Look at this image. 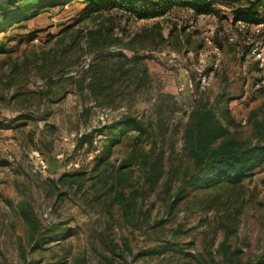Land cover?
I'll return each instance as SVG.
<instances>
[{
  "label": "rangeland",
  "instance_id": "374dc122",
  "mask_svg": "<svg viewBox=\"0 0 264 264\" xmlns=\"http://www.w3.org/2000/svg\"><path fill=\"white\" fill-rule=\"evenodd\" d=\"M212 1L209 15L173 8L158 20L119 19V29H126L123 43L136 37L134 52L124 50L122 44L89 54L82 35L94 27L78 24L82 4L54 9L29 21L28 30L36 33L32 42L12 41L13 46L22 45L11 54L20 65L13 75L12 91H34L44 85L48 67H62L53 78L50 100L39 109L31 97L10 101L13 94L5 91L6 80H2L10 60L0 55V95L4 100L0 102V264L210 263L211 257L220 260L223 225L235 218V235L229 243L242 250L244 259L264 254V165L235 191L193 190V185L186 184V195L182 194L173 209L171 206L191 170L182 153V129L193 101L199 96L213 101L221 92L230 93L232 117L238 123L247 122L241 126L245 137H249L251 121L259 117L264 103V94L253 90L261 71L249 55H243L245 51L234 50L226 42L227 37L235 41L245 37L232 25L234 6L224 0ZM67 28V33L60 34ZM253 32L247 35L249 40L261 38L255 33L252 36ZM48 35L55 37L52 42H46ZM218 40L223 45L221 64L212 71ZM31 47L36 55L30 53ZM23 52L29 56L27 61ZM199 52L206 55L211 78L204 94L197 92L194 82L189 85L192 76L185 73L197 62ZM172 53L177 55L175 62L170 61ZM104 59L110 65L103 70L105 78L111 79L103 81L109 90L94 96L80 75ZM125 116L140 121L148 135L143 150L153 154L149 167L140 169L133 163L128 168L130 184L138 186L140 193L136 207L130 209L135 224L123 219L114 190L109 191L113 170L108 179L95 173L97 159L89 146L73 157L85 163L82 171L86 178L74 184L59 182L63 176L76 174L66 167L74 154L71 136L93 134L100 146L105 138L99 131ZM16 119L19 128L12 124ZM47 125L55 134L46 130ZM132 147V136L115 147L111 158L115 168ZM37 155L48 162L46 173L39 171ZM157 176L153 188L144 183V179ZM57 183L60 190L55 189ZM129 193L126 190V197ZM20 204L31 213L34 230L17 210ZM173 243L184 247L183 252H153L169 249Z\"/></svg>",
  "mask_w": 264,
  "mask_h": 264
},
{
  "label": "trees",
  "instance_id": "16d2710c",
  "mask_svg": "<svg viewBox=\"0 0 264 264\" xmlns=\"http://www.w3.org/2000/svg\"><path fill=\"white\" fill-rule=\"evenodd\" d=\"M224 1L234 6L233 27H236L238 22L246 26L245 29L240 31L242 35H245L243 39L230 42V37H227L226 42L234 50L241 51L242 49V51H245L243 55L247 56L251 47L247 43V40H249L247 35L252 34L253 28L257 25L264 24V0ZM212 2V0H0V55H6L10 60L7 73L2 75L3 78L1 77L2 80H6L5 91H11L13 95L10 97V101L13 102H17L21 96L31 97L37 102L38 109L50 100L53 78L62 72V70H58L62 67L57 69L54 64L46 69V74L43 76V86H38L34 91L23 94L19 90L12 91V88L15 87L13 75L18 73L20 65L11 57V54L18 52L22 47L21 43L13 46L12 41L22 40L30 44L36 33L28 30L27 23L41 14L51 13L54 9L62 10L74 4H82L84 9L78 24L83 22L90 25V27H94L88 29L82 35L87 42L88 53L94 54L99 49L124 44L123 34H126V29H119V26H121L118 22L119 19L127 22L158 20L165 17L173 8H187L198 15H209L212 11ZM105 22H108V25L105 26ZM117 29H119V33H116ZM69 30L68 28L61 30L60 34L67 33ZM252 36H255L254 32ZM54 38L53 35H48L45 40L49 43ZM135 43L136 37H133L123 45V49L134 52ZM216 45L221 49L223 48L220 40L216 42ZM30 53L36 55L34 47H31ZM22 56L24 61L29 58L26 52H23ZM123 58L126 62H130L127 57L123 56ZM109 66V62L104 59L81 72V81L86 83L92 95L96 96L107 92L108 87L104 86L103 81L111 79L105 78L106 73L103 70H106ZM3 101L2 95H0V102ZM231 102V94L226 91L217 95L213 102L204 96H199L193 101L182 129V153L188 160L191 170L183 178L174 200L172 199V209L180 198H183L182 194L186 190V184L193 185V190L235 191L242 186L247 178L264 165V103L260 108L259 117L251 121L249 137H245L241 129V123H238L231 115L229 107ZM27 118L29 117L23 119ZM19 119L12 122L16 128H19L16 124ZM46 130L51 135L56 132L54 128L48 125ZM99 132L105 139L100 142V152L95 156L97 165L94 171L98 174V177L106 175L108 179L110 172L113 170V181L108 183L109 191L114 190V201L118 204L123 219L127 223L135 224L136 216L134 213H130V209L136 207L140 193L138 186L130 184L129 177L132 173L128 171V168L133 163L137 164L140 169L150 166L153 154L143 150L148 135L140 121L132 116L122 117L111 125L104 126ZM129 136H132L133 139V150L115 168V165L111 162L115 147L123 143L124 139ZM94 139L93 134L85 135L79 139L78 145L80 148L85 145L89 146L92 150ZM50 146L51 144L47 147ZM137 154L141 155V158ZM82 170L77 171L75 175L63 176L59 182L74 184L81 181L86 178V173ZM159 178L160 176L155 177L153 180L144 179V183H148L153 188ZM55 189H61L58 183L55 184ZM126 190H130L127 197ZM185 195L186 193L183 194V196ZM143 196L145 197L146 193ZM17 210L24 221L30 224L31 230H34L29 210H26L22 204L17 205ZM240 211V208L237 209V213H240ZM236 220L237 218L233 222L223 225V240L218 250L220 260L216 261L211 257L210 263L200 260V264H264V254L244 259L242 250L229 243L235 235ZM262 225L264 228V215ZM189 247L190 245L185 246V248ZM183 249L184 247H178L173 243L169 249L158 248L153 252L162 255L166 252H177L176 250L182 253ZM75 264L84 263L76 261Z\"/></svg>",
  "mask_w": 264,
  "mask_h": 264
},
{
  "label": "built area",
  "instance_id": "2783aa9c",
  "mask_svg": "<svg viewBox=\"0 0 264 264\" xmlns=\"http://www.w3.org/2000/svg\"><path fill=\"white\" fill-rule=\"evenodd\" d=\"M236 27L239 30L245 29V25L241 22H238ZM254 33L256 35H260L261 38H255L254 40L250 41V53L249 56L251 57V61H253L259 70L261 71V76L258 77V79L255 81L253 85V90L256 92H261L264 94V24H259L256 27H254ZM230 42H234L235 39L233 37L229 38ZM214 57L211 60L210 68L212 71H217L220 68L221 64V48L219 46H214L213 48ZM177 59V55L175 53H172L170 55V61L175 62ZM206 62L207 58L206 55L203 52L198 53L197 62L192 65L191 67L187 68L185 70L186 74L191 73L192 78L189 79V85H192L193 82L196 85V90L199 94L205 93L210 85V75L208 74V71L206 70ZM179 91H183V87L179 88ZM247 122L245 120L242 121L241 125H246ZM83 134H74L71 136L72 140V152L74 153L72 156V159H70L67 162V169L72 170L74 172H77L84 168L85 163L82 161L81 158H73L77 154L80 153V147L78 145L79 139H81ZM86 146V145H85ZM84 146V147H85ZM100 152L99 142L98 140H94L91 153L95 157ZM37 167L40 172L46 173L48 171V162L41 156L37 155Z\"/></svg>",
  "mask_w": 264,
  "mask_h": 264
},
{
  "label": "crops",
  "instance_id": "0c3cea01",
  "mask_svg": "<svg viewBox=\"0 0 264 264\" xmlns=\"http://www.w3.org/2000/svg\"><path fill=\"white\" fill-rule=\"evenodd\" d=\"M230 21H232L231 19H230ZM214 100V99H213ZM213 102V101H212Z\"/></svg>",
  "mask_w": 264,
  "mask_h": 264
}]
</instances>
